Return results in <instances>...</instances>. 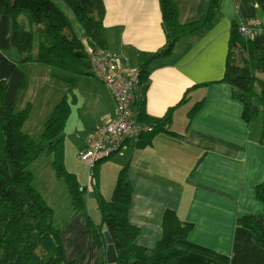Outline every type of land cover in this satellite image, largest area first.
Masks as SVG:
<instances>
[{
    "label": "crops",
    "instance_id": "obj_1",
    "mask_svg": "<svg viewBox=\"0 0 264 264\" xmlns=\"http://www.w3.org/2000/svg\"><path fill=\"white\" fill-rule=\"evenodd\" d=\"M102 1L106 52L123 70L135 71L139 53H155L164 46L159 2ZM174 3L179 24L185 25L201 19L209 0H174ZM251 20L258 22L252 29L253 41L264 48V14L254 1L221 0L208 27L178 41L169 56L153 61L145 103L150 118L163 117L187 90L208 87L189 93L188 101L173 111L171 123L165 127L167 133L157 135L150 146L125 150L106 164L94 167L97 168V189L107 201L112 196L117 174L127 167L131 188L127 218L139 231L137 246L147 250L155 248L167 210L175 213L181 222L193 225L189 236L174 244L173 250L178 256L168 264H264V250L255 245L248 230L237 225V219L257 216L263 210L254 195L255 188L264 185V147L259 144L261 124L255 126L258 119L251 124L244 123L241 103L232 97L229 86L220 83L225 71L229 32ZM10 33V19L1 16L0 80L8 85L5 104L16 112L27 107L32 112L35 89L48 85L51 74L44 65L18 64L16 56L9 57L13 51ZM36 53L32 52V56ZM87 83L82 80L77 83L84 89L76 91L77 101L70 111V116L73 109L77 112L79 131L84 136V143L76 150L77 160L89 132L102 119L112 120L116 116L106 88L99 83L104 89L102 92L99 85L93 82L92 88ZM43 95L47 98L44 102L47 111L55 108L60 97L50 91ZM51 102L54 103L49 105ZM199 103L200 107L188 119V113ZM94 111L96 115L84 123V115ZM51 159L46 156L45 174L49 188L59 190ZM90 181L86 185L78 184L85 193L93 192ZM64 234V251L69 262L99 264L101 252L87 233L85 220L72 217Z\"/></svg>",
    "mask_w": 264,
    "mask_h": 264
},
{
    "label": "trees",
    "instance_id": "obj_2",
    "mask_svg": "<svg viewBox=\"0 0 264 264\" xmlns=\"http://www.w3.org/2000/svg\"><path fill=\"white\" fill-rule=\"evenodd\" d=\"M247 2L249 0H243ZM264 14V0H253ZM63 6L73 21L63 13ZM161 28L165 42L155 53L137 55L139 96L136 101V118L140 124L152 127V133L143 135L137 148L151 145L153 139L167 133L173 111L188 101L195 87L187 90L178 104L161 118H150L145 103L153 61L169 56L174 45L183 38L203 31L214 20L221 0H209L208 7L197 22L181 25L177 20L174 0H158ZM104 6L102 0H0V17L11 22L10 45L18 55V64L37 63L77 77L92 76L85 48L106 51L104 39ZM24 17L34 33L21 29L18 19ZM76 24L82 32L79 38L74 31ZM37 38V53L32 56L33 38ZM221 84L229 86L232 97L242 105L241 119L251 124L261 120L259 144L264 147V48L244 37L239 26L231 28L227 46L225 71ZM8 85L0 80V264H74L69 262L59 230L54 228L53 214L42 197L32 187V175L28 167L44 152L52 156L54 175L67 186L71 206L76 214L85 217L86 231L99 247V264H106V244L103 233L112 241L116 264H168L178 256L174 244L185 240L193 225L181 222L175 213L167 210L161 220V237L152 250L135 244L139 231L129 224L127 214L131 200V188L127 181V167L120 170L110 200H105L96 185V168L93 170L92 191L96 194L99 215L93 224L85 212V192L74 176L63 166L62 133L70 115L69 106L63 99L43 127L40 141L34 143L23 133L30 108L16 112L7 107L5 98ZM200 107L197 104L188 119ZM262 213L237 219V225L248 230L255 245L264 250V185L254 190Z\"/></svg>",
    "mask_w": 264,
    "mask_h": 264
},
{
    "label": "rangeland",
    "instance_id": "obj_3",
    "mask_svg": "<svg viewBox=\"0 0 264 264\" xmlns=\"http://www.w3.org/2000/svg\"><path fill=\"white\" fill-rule=\"evenodd\" d=\"M57 6L60 7V9L63 11L65 15L69 17L71 21H73L70 13L59 3L53 2ZM19 26L21 29H24L26 31H31L34 33L35 27L31 26L29 27L28 24L26 23L24 17H20L18 19ZM74 31L76 35L81 38L82 37V32L81 29L74 24L73 26ZM37 38L34 35L33 38V55L36 53L37 50ZM9 57H17L18 55L16 51L13 49L10 54H8ZM44 67V66H43ZM50 74L51 78H49L51 81L48 83L46 86H39L37 89H35V99H34V104H33V111L29 113L30 119L28 120L27 123L23 126V133L27 135L31 141L34 143H38L41 138V134L43 132V127L46 121L51 117L54 108H50L47 111V105L44 104V102L47 101V98L43 94H49V91L51 94H54L60 98L56 99V102L54 105H58L63 99L66 100L67 105L69 106V110H72V106L76 103V91H81L84 89V87H81V85L77 84L79 80H82L83 82H88L87 86L94 88L95 84L99 85L100 91L103 92V87L99 84L97 80H95L94 77L88 76V77H77L73 76L69 73L60 71L58 69H52L45 67ZM32 76V75H31ZM40 77L42 78H47L45 74H40ZM86 78H89L90 81H88ZM55 79V80H54ZM94 82V83H93ZM64 93V94H63ZM53 96V95H52ZM59 99V100H58ZM51 102L49 105H52ZM56 105V106H57ZM55 106V107H56ZM25 107V106H24ZM23 108V107H22ZM21 109V108H20ZM22 110V109H21ZM73 113L71 114L70 117H68L66 121L65 128L62 133V138H63V143L61 146V150L63 152V166L64 169L72 174L80 186L86 185L87 181L89 180L88 178V169L87 166L81 163L79 160L76 159V150L77 147L81 144L84 143V136L82 132L79 131L80 127L78 125V117L77 112H75V109H73ZM82 111V110H81ZM79 112L80 117L82 119V112ZM22 112V111H21ZM97 111H94L91 115L90 114H85L83 118V122L85 123V120L89 121L91 120L95 115ZM80 124V123H79ZM255 126H258L261 124V120L258 119L255 123ZM76 129L78 132H76ZM125 150L121 151L120 153H124ZM120 153L116 154L115 156H112L108 160H113L117 156L120 155ZM49 156L52 158L51 155L48 153L44 152L42 153L34 163H32L28 167V172L32 175V187L33 189L45 199V204L49 207V209L52 211L53 214V225L54 228L59 230L62 238V243L63 247L64 241L66 239V236L64 234V228L66 227V224L72 219V217H81L83 220H85V217L82 214H76L71 206V199L69 192L67 191V186L66 184L58 180L55 175H53L56 180L59 181V187L60 189L57 190L56 188L52 187L51 189L49 188V181L46 174L45 170L47 168V165H45V160L46 156ZM67 157V162H65V158ZM52 160V159H51ZM53 161V160H52ZM106 161L100 162L96 164L97 168L106 164ZM52 165V164H51ZM96 168V170H97ZM52 172V171H51ZM120 172V171H119ZM118 175V174H117ZM92 179V178H91ZM117 179V178H116ZM99 192V191H98ZM85 199V214L89 218V220L93 224H97L99 221V215L98 211L96 209V194L94 192H88L85 193L84 195ZM42 198V199H43ZM63 230V232H62ZM92 238V237H91Z\"/></svg>",
    "mask_w": 264,
    "mask_h": 264
},
{
    "label": "built area",
    "instance_id": "obj_4",
    "mask_svg": "<svg viewBox=\"0 0 264 264\" xmlns=\"http://www.w3.org/2000/svg\"><path fill=\"white\" fill-rule=\"evenodd\" d=\"M257 24L256 20H251L240 25L239 32L249 38ZM85 53L92 77L106 88L116 112L114 119H102L99 126L89 132L86 145L78 154V160L87 166L91 182L96 164L123 150H136L141 137L152 133V127L140 124L136 118L135 104L139 96L137 70H123L114 58L103 50L86 47Z\"/></svg>",
    "mask_w": 264,
    "mask_h": 264
},
{
    "label": "water",
    "instance_id": "obj_5",
    "mask_svg": "<svg viewBox=\"0 0 264 264\" xmlns=\"http://www.w3.org/2000/svg\"><path fill=\"white\" fill-rule=\"evenodd\" d=\"M103 237H104V241L106 244V250H105L106 264H116L117 258H116L115 250H114L112 241L109 237V234L107 232H104Z\"/></svg>",
    "mask_w": 264,
    "mask_h": 264
}]
</instances>
